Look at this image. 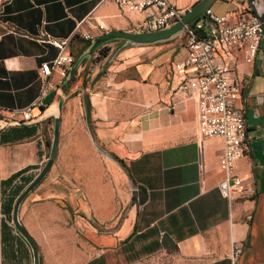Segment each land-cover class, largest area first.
Returning <instances> with one entry per match:
<instances>
[{
    "label": "crops",
    "instance_id": "1",
    "mask_svg": "<svg viewBox=\"0 0 264 264\" xmlns=\"http://www.w3.org/2000/svg\"><path fill=\"white\" fill-rule=\"evenodd\" d=\"M169 1L185 11L198 0ZM248 6L249 0H214L209 8L234 20ZM145 17L121 12L111 0H0V102L20 109L37 96L39 59L52 58L56 49L35 36L62 38L85 20L70 47L77 57L89 41L82 34L137 30ZM183 41L182 33L141 46L108 42L106 56L81 64L73 81L32 110L40 121L0 126L1 152L13 148L11 172L37 170L46 156L43 124L52 119L60 92L70 97L61 112L68 103L81 105L86 131L59 141L54 193L29 196L20 207L42 264H264V165L258 155L264 152V38L251 63L242 49L216 55L242 86L236 104L249 151L237 159L235 172L254 186L230 198L218 190L222 139L199 134L195 100L175 91L181 77L173 66L185 55ZM0 113L10 116L9 110ZM53 195L68 197L70 208ZM233 244L242 245L237 256Z\"/></svg>",
    "mask_w": 264,
    "mask_h": 264
},
{
    "label": "built area",
    "instance_id": "2",
    "mask_svg": "<svg viewBox=\"0 0 264 264\" xmlns=\"http://www.w3.org/2000/svg\"><path fill=\"white\" fill-rule=\"evenodd\" d=\"M107 0H98L102 3ZM121 12L146 13L137 30L165 28L179 19L184 11L169 0H113ZM85 20L75 30L62 38H46L56 48V54L49 60H42L38 66L39 92L35 99L20 109L9 110L10 120H31L32 110L39 107L45 96L62 85L72 67L75 56L70 50L75 35ZM97 27L103 28L101 25ZM95 26V27H96ZM183 45L185 55L174 62V71L181 77L175 91L183 92L195 100L197 129L203 137L222 139V151L218 166L222 177L218 182L221 195L230 198L233 194L253 192L249 179L235 172V162L249 151L247 125L242 110L237 106L241 83L230 76L231 66L216 58L219 49H242L244 60L251 63L259 52L263 38V25L259 16L248 6L238 12L234 20L225 14H217L207 8L192 23L185 26ZM85 40L92 38L84 33ZM242 249L233 244V256Z\"/></svg>",
    "mask_w": 264,
    "mask_h": 264
},
{
    "label": "rangeland",
    "instance_id": "3",
    "mask_svg": "<svg viewBox=\"0 0 264 264\" xmlns=\"http://www.w3.org/2000/svg\"><path fill=\"white\" fill-rule=\"evenodd\" d=\"M113 3V0H111ZM136 13V12H134ZM73 42L71 44V49H73ZM75 56V55H74ZM96 53H94L91 60L95 59ZM94 58V59H93ZM90 60V61H91ZM69 96L65 97L64 103H67ZM77 106L68 103L64 108L63 112L60 114V128H59V141L65 142L66 138L69 136H74L79 133L82 135L85 131L84 115L80 112L81 105ZM63 106V105H62ZM62 109V108H61ZM8 115L0 113V126L5 122H8ZM20 119V115H17V120ZM84 125V128L81 126ZM53 132V122L52 120L45 122L43 124V134L44 140L46 142V156L43 163L37 170H30L24 172L21 175L15 177L11 183H4L2 180L9 177L13 172H11L12 167L8 166L9 160L13 158V148L11 146H4L3 151L0 150V264H32L33 258L31 249L25 239L15 230L12 223V206L14 200L18 194L27 186V184L38 174L41 167L44 165L49 152H50V142ZM98 149L99 146H97ZM254 147V146H253ZM1 149V148H0ZM100 151V150H99ZM258 155L263 160L264 152L263 150H258ZM55 163V161H54ZM53 163V165H54ZM51 166L48 173L41 180V182L25 197L26 200L29 196H35L38 193L39 196L46 195L45 191H51L54 193L55 187L58 180L55 177V170ZM55 168V167H54ZM42 191H44L42 193ZM34 194V195H31ZM53 200L59 203H69L71 200L67 198H62L57 195L51 196ZM131 205L130 199L125 204L121 214L119 215V220L126 213V206ZM71 206V205H70ZM118 223V222H117ZM39 250V248H38ZM40 253V252H39Z\"/></svg>",
    "mask_w": 264,
    "mask_h": 264
},
{
    "label": "water",
    "instance_id": "4",
    "mask_svg": "<svg viewBox=\"0 0 264 264\" xmlns=\"http://www.w3.org/2000/svg\"><path fill=\"white\" fill-rule=\"evenodd\" d=\"M214 0H198L191 7L186 9L181 17L173 22L171 25L160 28L157 30H122V29H110L102 32L101 34L92 37L84 49L78 54L75 58L72 67L69 70L68 76L66 79L70 77V75L78 69L81 64H86L89 62L96 50L103 44H106L111 41H120L126 46H141V45H149L157 42L166 41L172 39L173 37L180 35L183 33L186 25L192 23L194 20L198 19L207 8L213 3ZM249 4L253 11L259 16L263 25V38H264V0H249ZM64 85H60L57 89H61ZM66 93L60 92V97L55 106L54 112L50 115L52 116L53 122V132L52 138L50 142V152L49 155L41 167L38 174L27 184V186L18 194L16 199L14 200L12 206V223L15 227V230L21 235L23 239L28 243L33 263L32 264H40V254L38 250V246L26 228L23 226L20 219V207L25 197L41 182V180L45 177V175L50 170L53 165L57 150H58V140H59V128H60V114L61 108L64 103ZM41 113L43 115V110L41 109ZM41 116L33 117L31 120H8L5 122L3 126H7L10 124L13 125H27L32 123H37L40 121ZM263 165H264V156H263ZM133 194V193H132ZM130 203L132 204V198L130 199ZM166 243L165 241H163Z\"/></svg>",
    "mask_w": 264,
    "mask_h": 264
},
{
    "label": "trees",
    "instance_id": "5",
    "mask_svg": "<svg viewBox=\"0 0 264 264\" xmlns=\"http://www.w3.org/2000/svg\"><path fill=\"white\" fill-rule=\"evenodd\" d=\"M97 2H98V0H97ZM35 38H38V39H40L39 41L41 42V43H43V44H46V45H50V46H52L51 44H49L48 42H46V37H43V36H35ZM52 47H54V46H52ZM55 48V47H54ZM56 49V48H55ZM110 50V47L107 45V44H103V45H101L97 50H96V56H95V59H100L101 57H104V56H106L107 55V53H108V51ZM56 54V53H55ZM54 54V55H55ZM76 58V57H75ZM51 59V58H50ZM94 59V58H93ZM49 60V59H48ZM42 60L41 59H39V62H38V65L40 64V62H41ZM74 73H75V71L70 75V77L68 78V79H66V78H64V80H63V83H62V85H65L66 83H69V82H71V81H73L74 80ZM68 76V75H67ZM85 102H86V100H85ZM86 105H88V103H86ZM0 109H4V110H13V109H16V106H14V104H12L10 101H5V102H0ZM44 109V107H42V110ZM111 156H112V158L113 159H115L116 161H118L120 164H122V165H124L123 164V161L120 159V158H118L117 156H115L114 154H111ZM24 170L22 169V170H19V171H17V172H14V173H12L9 177H7L6 179H4V180H2L4 183H11L12 181H13V179L15 178V177H17V176H19V175H21L22 173H24L23 172ZM65 205H66V207H68V209L70 208V206L68 205V203L66 202L65 203ZM134 230L135 229H133V232L132 233H134ZM132 233L127 237V238H125L123 241H126L131 235H132ZM40 264H42L41 263V260H40Z\"/></svg>",
    "mask_w": 264,
    "mask_h": 264
}]
</instances>
